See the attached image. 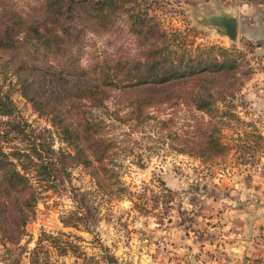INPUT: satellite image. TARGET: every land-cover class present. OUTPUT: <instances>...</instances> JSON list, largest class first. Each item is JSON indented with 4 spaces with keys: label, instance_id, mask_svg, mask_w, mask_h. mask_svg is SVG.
<instances>
[{
    "label": "rangeland",
    "instance_id": "obj_1",
    "mask_svg": "<svg viewBox=\"0 0 264 264\" xmlns=\"http://www.w3.org/2000/svg\"><path fill=\"white\" fill-rule=\"evenodd\" d=\"M44 3L0 0V13L15 10L38 17ZM155 8L152 14L161 25L168 31L180 29L193 46L215 43L247 51L246 60L254 72L231 99L244 122L231 120L221 128L222 140L228 146L225 151L201 155L208 114L174 98L143 103L140 99L146 94L140 88L109 89L105 107L88 105L87 112L105 120L106 134L116 142L107 160L111 171L97 179L83 165L68 162L66 168H59L57 179L39 185L35 215L25 234L19 238L0 229V255L11 264H27L31 257L36 264H205L207 259L202 260L200 250L206 246V238L215 235L208 234L209 225L221 222L222 207L230 198H240L239 185L250 184L255 171L258 175L264 172V101L261 93L253 90L255 81L260 83L256 76L264 70V51L256 42L240 39L238 27L237 39L231 40L222 24L224 18L238 21V16L250 12L261 17L264 0H160ZM74 20L79 31L71 56L75 66L87 68L97 57L138 54V41L124 17H118L107 29H95L81 17ZM251 49L254 53L248 52ZM0 85L16 106L14 117L0 115V133L4 131L1 135L7 146L27 147L37 138L51 140L57 150L72 151L59 139L49 117L40 115L21 94L13 75L5 77L0 71ZM137 99L143 106L140 115ZM77 112L73 108L71 116L77 118ZM15 116L26 123L24 133L12 130L10 123ZM116 176L129 190L144 192L143 199L134 194L133 199L115 195ZM176 178L181 180L179 188ZM161 180L174 192L167 207L163 205ZM8 224L0 215V228Z\"/></svg>",
    "mask_w": 264,
    "mask_h": 264
},
{
    "label": "trees",
    "instance_id": "obj_2",
    "mask_svg": "<svg viewBox=\"0 0 264 264\" xmlns=\"http://www.w3.org/2000/svg\"><path fill=\"white\" fill-rule=\"evenodd\" d=\"M159 1L45 0L38 17L15 10L0 13L1 73L17 79L21 94L40 115L49 117L59 139L72 148V151L63 147L57 150L51 140L37 138L27 147L7 146L1 131L0 215L10 223L1 227L2 231L20 235L19 238L25 234L28 221L35 215L38 186L57 179L59 168H66L68 162L83 165L97 179L99 174H109L107 160L116 142L106 134L105 120L94 118L87 112V106L105 107L111 88H140L146 94L145 99H140L143 103L174 98L208 114L200 154L218 155L227 149L221 128L231 120L244 122L234 111L231 99L242 91L254 72L246 60L247 51L215 43L189 44L183 31L178 28L168 31L152 14ZM79 17L95 29H107L118 17H124L138 41V54L97 57L87 68L75 66L71 56L79 31L74 19ZM137 102L138 114H143V106L138 99ZM73 108L78 111L77 118L71 116ZM15 110L10 93L3 92L0 85V115L12 118ZM10 125L14 131L25 132L22 118L17 120L15 116ZM247 136L263 137L254 133ZM116 178L115 195H129L133 199L134 194L143 199L144 192H133ZM161 183L163 205L167 207L174 192L163 180ZM49 237L56 239L53 235ZM30 262L38 263L32 257Z\"/></svg>",
    "mask_w": 264,
    "mask_h": 264
},
{
    "label": "crops",
    "instance_id": "obj_3",
    "mask_svg": "<svg viewBox=\"0 0 264 264\" xmlns=\"http://www.w3.org/2000/svg\"><path fill=\"white\" fill-rule=\"evenodd\" d=\"M250 13L238 16L239 37L256 42L257 48L264 51V13L260 14L261 17ZM256 77L260 83L256 80L253 90L261 93V100L264 101V70ZM262 104L264 107V102ZM256 173L250 184L238 186L240 198H230L229 204L223 205L221 222L209 225L208 234L215 235L206 238V246L200 250L202 260L207 259L205 264H264V172ZM259 176L262 178H257ZM180 182V178H176L178 188ZM231 193H235V189ZM205 255L208 258H204ZM0 264L11 263L0 255Z\"/></svg>",
    "mask_w": 264,
    "mask_h": 264
},
{
    "label": "water",
    "instance_id": "obj_4",
    "mask_svg": "<svg viewBox=\"0 0 264 264\" xmlns=\"http://www.w3.org/2000/svg\"><path fill=\"white\" fill-rule=\"evenodd\" d=\"M222 24L226 28V34L233 41L237 39V19L235 17H227L222 20Z\"/></svg>",
    "mask_w": 264,
    "mask_h": 264
}]
</instances>
